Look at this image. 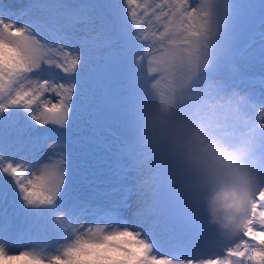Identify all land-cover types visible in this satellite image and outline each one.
Wrapping results in <instances>:
<instances>
[{
  "label": "snow or ice",
  "instance_id": "snow-or-ice-1",
  "mask_svg": "<svg viewBox=\"0 0 264 264\" xmlns=\"http://www.w3.org/2000/svg\"><path fill=\"white\" fill-rule=\"evenodd\" d=\"M126 3L131 9L129 14L135 29L125 28L120 34L124 54L134 55L136 48L143 47L149 40L152 42L148 44L149 49H152V44H158L159 49L147 53L150 72L183 64L195 66L231 26V71L224 73L227 87L236 90L237 94L243 93L240 102L245 108L249 126L264 133V94L256 96L244 92L240 86L243 74L237 63V42L248 21L258 12L264 25V0H201L191 11L187 8V0H164L159 7H167L169 11L162 12L166 19L165 30L158 36L142 29L137 16L139 8L143 7L147 14L151 5H139L137 0H126ZM88 7L91 5L70 7L64 0H32L34 14H20L0 0V199L11 189L13 198H19V211L28 221L30 231H58L63 240L72 241L64 248L65 260L59 255H47L59 252L63 244L54 248L47 244L36 245L33 248L39 252L22 251L19 255H8L6 245L0 239V261L3 264H40L42 258H49L53 264H68L70 260L83 258L85 250L94 247L97 241L80 235L81 232H92L91 226L85 228L80 222L81 216H94L96 223L109 217L104 209L87 205L79 213L72 214L71 220L66 219L63 213L57 214L58 197L65 187L68 167L67 136L57 140L52 136L35 134L38 125L67 133L78 107L77 97L91 79L88 69L94 52L111 46L110 38L103 32H96L88 38H82L75 32L76 24L85 19ZM22 19L24 25L17 27ZM153 51L158 54H153ZM142 59V56L136 57L138 65ZM54 69H58L62 76L58 77ZM143 79L141 74L129 81L122 100L124 106L130 83L135 80L143 86ZM163 80V85L160 81L155 83L162 99L172 88L167 75ZM43 144H49L58 158H50L49 163L39 166L38 175L33 172L29 178L26 173L37 163L29 158ZM18 156L28 162L14 163ZM256 223L264 225V191L259 192L250 204L242 236L254 239L264 236V233L254 230ZM9 226V221L0 211V234L4 236ZM242 236L237 237L239 243L232 240L215 244L214 248H220L222 254H214V258L204 255L198 259L177 260L157 253L149 240H140L135 245V256L143 258L146 264H264V239L257 247L250 245ZM104 238L111 239L112 235Z\"/></svg>",
  "mask_w": 264,
  "mask_h": 264
},
{
  "label": "clouds",
  "instance_id": "clouds-1",
  "mask_svg": "<svg viewBox=\"0 0 264 264\" xmlns=\"http://www.w3.org/2000/svg\"><path fill=\"white\" fill-rule=\"evenodd\" d=\"M230 31L231 26L195 66L157 68L172 82L166 98L155 84L145 88L135 80L130 83L125 117L131 135L121 144L130 169L133 217L164 189L193 198L223 242L240 236L251 202L264 191V133L249 126L242 94L227 87L224 76L231 71ZM91 229L80 235L97 243L68 264H146L135 256V245L148 242L142 231L110 216ZM121 233L132 235H115ZM108 235L112 238L105 239ZM71 243L47 255L67 260L63 252ZM40 264L53 262L42 258Z\"/></svg>",
  "mask_w": 264,
  "mask_h": 264
},
{
  "label": "rangeland",
  "instance_id": "rangeland-1",
  "mask_svg": "<svg viewBox=\"0 0 264 264\" xmlns=\"http://www.w3.org/2000/svg\"><path fill=\"white\" fill-rule=\"evenodd\" d=\"M64 2L70 7L82 4L91 5V7L86 9L85 19L78 22L75 26V32L82 38H88L91 35H95L96 32H103L107 36L110 35L115 28L119 15L128 13L126 11L128 7L126 0H112V3H109L108 0H64ZM2 3L20 14L25 12L34 14L32 0H2ZM137 3L139 5H151L147 14H145L143 7L139 8L141 9L140 18L143 20V29L147 30L149 34L154 32L158 36L160 32L165 30L166 24V19L162 12L169 11L167 7L163 9L159 7L164 4V0H137ZM200 3L201 0H187V8L191 11L192 8L197 7ZM153 11L155 15H153ZM252 22L256 24L252 25ZM156 24H160V27L154 29L153 26ZM23 25V19L16 24L17 27ZM151 43V40H149L141 47L142 51H146L144 56L145 69L150 67V57L147 53L153 49H159L158 44H152V49H149L148 44ZM111 47L112 44L110 47L101 48L94 52L90 68L88 69L91 79L83 93L77 97L78 107L67 133L58 128H50L47 125L37 126L36 133L40 136L48 135L57 140L65 135L67 136L66 155L68 156V167L65 176V187L58 197L57 214L63 213L66 219L71 220L72 214L79 213L81 208L76 207L78 202L73 198L75 192H83L84 195L93 198V200L86 202L85 205L104 209L105 211L116 203L120 204L119 202L124 197H128L121 204V212L124 219L121 217L117 219L118 222L127 223L133 229L142 228L140 230L142 233H149L156 242L154 250L157 253L168 255L167 252L161 253V249L169 250L172 245L177 244L180 237L185 238L196 234L200 238L188 241L184 245L187 247L188 253L181 258L174 257L175 259H198L204 255L214 258V254H222L220 248H214V245L219 243L220 240L216 241L211 238V232L214 227L207 224L203 213L193 198L177 196L161 189L156 194L153 204L138 216L133 217L132 207L134 205L131 204L129 190L131 180L129 177H127L128 180H123L125 177L119 178L118 170L111 164L113 159L112 148L102 141V136L108 133L107 129L103 127L105 123L111 122L110 125L116 127L119 134L130 130L126 123L125 106L119 100L126 94L129 81L138 78L145 69H139L135 63L130 65L123 59L118 60L109 51ZM153 54H158V52L153 51ZM237 63L242 74L264 67V25L255 16L248 21L237 42ZM53 71L58 77L62 76L58 69ZM46 76L47 73L45 74ZM121 78H124V80L120 81L119 79ZM163 78L164 75L159 72L154 84L160 81L161 85H163ZM244 80L246 79L242 78V81ZM245 88V92L260 96L258 92L253 91L252 87L246 86ZM45 95L47 96L48 94ZM257 114H259L258 110ZM50 143L51 141H49ZM49 144L40 145L33 151L29 159H34L37 163L35 168L27 172L29 178H31L34 170L38 175L37 169L39 166L49 163L50 158H58L54 155V151L49 147ZM105 157L110 158V161L106 162ZM18 162L27 163L28 161H22L18 156L14 163ZM127 171L129 173L130 169ZM79 179H81L82 183ZM113 180L118 182L117 188L112 184ZM121 181L124 183V188L127 189L126 192L122 190ZM11 183L14 185V181ZM16 191L18 192V189ZM19 203L18 197L16 199L13 198L11 189L0 199V211L4 213L10 223L4 236L0 234V239L3 240L11 254H19L36 245L47 244L49 248H54L66 242L58 231L26 232L23 235L15 233V228L20 227V225L14 224V222L26 220L19 211ZM80 222L87 228L96 223V218L85 214L81 216ZM184 226L192 228L193 233H184ZM253 227L256 232L264 233V225L256 223ZM242 238L250 245L259 247L260 240L264 239V236L259 239L245 236H242ZM180 241L183 242L185 240ZM234 241L239 243L238 238L234 239Z\"/></svg>",
  "mask_w": 264,
  "mask_h": 264
},
{
  "label": "trees",
  "instance_id": "trees-1",
  "mask_svg": "<svg viewBox=\"0 0 264 264\" xmlns=\"http://www.w3.org/2000/svg\"><path fill=\"white\" fill-rule=\"evenodd\" d=\"M109 3H112V0H108Z\"/></svg>",
  "mask_w": 264,
  "mask_h": 264
}]
</instances>
